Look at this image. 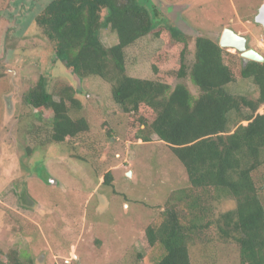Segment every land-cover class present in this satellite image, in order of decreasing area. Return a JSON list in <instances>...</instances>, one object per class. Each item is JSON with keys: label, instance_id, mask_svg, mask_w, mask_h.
<instances>
[{"label": "rangeland", "instance_id": "rangeland-1", "mask_svg": "<svg viewBox=\"0 0 264 264\" xmlns=\"http://www.w3.org/2000/svg\"><path fill=\"white\" fill-rule=\"evenodd\" d=\"M50 1L0 0V259L16 251L33 264H154L162 251L147 245L145 229L160 222L169 195L187 187L186 174L155 136L149 143L124 140L127 115L97 77L74 85L83 109L71 116L85 117L90 131L69 142L73 150L67 143H49L50 117L26 106L24 96L41 76L47 77L50 92L75 80L34 23ZM137 1L149 9L155 25L216 42L230 29L244 33L247 47L254 44L264 56V31L253 21L264 0ZM99 40L106 47L116 44L106 27ZM159 49L163 57L167 46L152 35L127 48V74L145 80L163 75L173 85L175 60H168L157 75L152 71L150 59ZM225 89L257 95L250 80ZM107 172L110 184L102 185ZM252 178L264 186V164ZM259 198L264 210V190ZM218 208L230 210L232 203L224 200ZM189 255L191 264H239L236 248L216 242L191 248Z\"/></svg>", "mask_w": 264, "mask_h": 264}, {"label": "trees", "instance_id": "trees-1", "mask_svg": "<svg viewBox=\"0 0 264 264\" xmlns=\"http://www.w3.org/2000/svg\"><path fill=\"white\" fill-rule=\"evenodd\" d=\"M153 20L137 0H51L34 23L72 77H97L109 86L113 103L127 115L124 140L149 143L155 136L186 174L187 187L173 191L160 222L145 229L147 245L162 251L154 264H191L190 249L213 242L236 248L239 264H264V186L252 178L264 164V63H244L210 38L190 39ZM105 27L116 36L110 47L99 40ZM148 35L167 46L163 57L159 49L150 59L154 74L168 60L177 63L173 85L163 75L145 80L127 74L126 49ZM238 80H250L256 98L226 91ZM75 84L50 92L41 76L24 96L26 106L50 117L49 143L72 150L69 142L90 131L85 117L71 116L83 109ZM110 181L107 172L102 185ZM224 200L232 208L220 211ZM3 257L0 264H33L16 251Z\"/></svg>", "mask_w": 264, "mask_h": 264}, {"label": "water", "instance_id": "water-1", "mask_svg": "<svg viewBox=\"0 0 264 264\" xmlns=\"http://www.w3.org/2000/svg\"><path fill=\"white\" fill-rule=\"evenodd\" d=\"M253 21L255 24L260 25L264 31V2L258 8ZM218 46L223 49H233L235 52H238L244 63L249 61L264 63V56L255 49L248 48L247 39L230 29H224L222 31L218 41ZM75 80L77 83H80L78 79L75 78Z\"/></svg>", "mask_w": 264, "mask_h": 264}, {"label": "crops", "instance_id": "crops-1", "mask_svg": "<svg viewBox=\"0 0 264 264\" xmlns=\"http://www.w3.org/2000/svg\"><path fill=\"white\" fill-rule=\"evenodd\" d=\"M235 33H236V32H235ZM238 34H239V35H240V34L243 35L244 33H238ZM245 38H246V37H245ZM246 39H247V38H246ZM252 48L255 49V50H256V49L258 50V48H256L254 44H253ZM257 50H256V51H257ZM257 52H259V50H258ZM263 52H264V51H263ZM259 53H260V52H259ZM260 54H261V53H260ZM261 55H262V54H261Z\"/></svg>", "mask_w": 264, "mask_h": 264}, {"label": "clouds", "instance_id": "clouds-1", "mask_svg": "<svg viewBox=\"0 0 264 264\" xmlns=\"http://www.w3.org/2000/svg\"><path fill=\"white\" fill-rule=\"evenodd\" d=\"M227 51L231 50V49H226ZM235 52V51H234ZM240 55V54H239Z\"/></svg>", "mask_w": 264, "mask_h": 264}, {"label": "flooded vegetation", "instance_id": "flooded-vegetation-1", "mask_svg": "<svg viewBox=\"0 0 264 264\" xmlns=\"http://www.w3.org/2000/svg\"><path fill=\"white\" fill-rule=\"evenodd\" d=\"M160 6V5H159ZM159 6L157 7V9L159 8Z\"/></svg>", "mask_w": 264, "mask_h": 264}]
</instances>
